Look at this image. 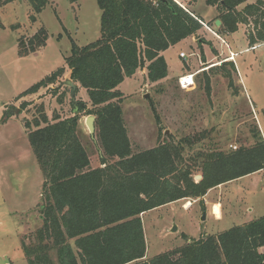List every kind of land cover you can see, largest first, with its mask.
Instances as JSON below:
<instances>
[{"label": "trees", "instance_id": "16d2710c", "mask_svg": "<svg viewBox=\"0 0 264 264\" xmlns=\"http://www.w3.org/2000/svg\"><path fill=\"white\" fill-rule=\"evenodd\" d=\"M12 0H0V5ZM32 22L48 0H29ZM101 37L85 46L72 42L65 58L71 78L85 87L96 116V136L104 157L92 168L77 134L78 119L45 116L28 135L45 177L42 226L29 244L22 241L28 264H264V216L217 234L189 238L173 251L146 258L147 242L141 215L171 202L199 198L221 184L264 169V137L259 128L250 146L224 151L194 150L203 134L164 140L133 152L119 85L146 68L158 82L169 75L162 54L203 28L191 12L173 0H97ZM217 6L221 33L240 24L250 29V44L264 42V0H206ZM48 32L41 28L29 41L18 39L19 55L41 50ZM232 66L233 61L221 65ZM65 72L60 67L17 98L37 93ZM233 73L226 77L232 79ZM62 101V98H60ZM85 107L80 103V111ZM11 111V110H10ZM9 116L11 112H7ZM26 125L30 127L31 122ZM202 175L197 181L195 176Z\"/></svg>", "mask_w": 264, "mask_h": 264}, {"label": "rangeland", "instance_id": "374dc122", "mask_svg": "<svg viewBox=\"0 0 264 264\" xmlns=\"http://www.w3.org/2000/svg\"><path fill=\"white\" fill-rule=\"evenodd\" d=\"M185 3L188 6L190 2ZM193 7L209 20L218 13L206 0H198ZM32 13L29 0L0 5V259H9V264H28L22 241L29 244L34 240L33 235L43 224L40 208L45 177L28 138L30 130L36 128L34 121L44 125V116L49 121L77 117V134L91 167L101 166L104 157L96 133L92 137L85 123L93 108L88 91L71 78L65 61L73 41L85 46L101 37L98 2L48 0L35 22L30 19ZM41 28L49 35L46 45L20 56L18 39L23 37L27 42ZM210 28L220 37L225 36L213 21ZM249 29L246 24L240 25L226 37L231 48L239 52L233 61L239 71L230 65L220 67L225 56L218 58L221 52L217 54L213 48L228 54L229 47L204 27L195 39L187 37L167 49L169 77L153 83L147 79V69L142 68L119 85L133 152L152 148L164 140L178 141L199 134L204 136L194 150L231 151L234 146L238 149L252 145L258 128L264 136V45L245 50L249 47ZM181 52L187 55L186 60L180 57ZM60 67H65V72L55 83L17 98ZM186 71L199 74L194 79L190 74L182 76L181 86L177 77ZM227 73H233L232 79L226 77ZM67 79L78 85L75 100L72 88L65 84ZM80 103L84 110L80 111ZM27 121L31 122L30 127ZM187 202L191 205L185 208ZM216 208L221 209L220 219L215 217ZM262 216L264 173L243 176L217 194L177 200L144 212L141 217L146 256L149 259L176 250L188 241L185 234L198 239ZM174 225L177 230L173 232Z\"/></svg>", "mask_w": 264, "mask_h": 264}, {"label": "crops", "instance_id": "0c3cea01", "mask_svg": "<svg viewBox=\"0 0 264 264\" xmlns=\"http://www.w3.org/2000/svg\"><path fill=\"white\" fill-rule=\"evenodd\" d=\"M198 1V0H197ZM196 1V2H197ZM189 2L190 3H188V6H190L191 7V13L193 14V15H195L196 17H200L199 19L200 20H202V21H204L209 27L211 26V24H212V21L216 24V20L217 19H219L218 18V16L220 15V12H219V10H218V8H217V6H214V7H216L217 8V10H218V13H217V15L215 16V18L214 19H206L202 14H200L199 12H197L196 11V9H194V7H193V5L196 3L195 1L193 2V1H190L189 0ZM247 3H253V0H248V2H246V3H244V4H242V5H240V7H239V9H241V8H243L244 6H245V4H247ZM212 6V5H211ZM222 25V24H221ZM220 25V26H221ZM240 25H244V24H240ZM239 25V26H240ZM219 26V27H220ZM219 32V31H218ZM211 33V32H210ZM213 34V33H212ZM229 33H224V37H220L218 34V36H219V39H222V41H224V43H226L227 44V46L229 47V53L228 54H226V53H224V52H222V51H219L218 49H216V48H213L214 49V52H216L217 54L219 53V52H221V53H219V55H218V58L219 57H222V56H225L224 57V59L222 58L220 61L221 62H226V61H236V58H237V55H238V53L239 52H237V51H235V50H233L232 48H231V45H230V43L227 41V39H226V37H227V35H228ZM214 35V34H213ZM192 39H195V36H190ZM217 37V36H216ZM247 41H248V43H249V47H247L245 50H249V49H252V45L253 44H250V42H249V39H248V37H247ZM167 50H165V51H163L162 52V54L164 55V57H165V59H166V56H165V52H166ZM205 57V56H204ZM213 58H216V56H214ZM213 58H211V59H213ZM166 61H167V59H166ZM207 61H211L210 59H208ZM218 63H220L219 61H218ZM169 65V64H168ZM216 66H217V64H216ZM236 67H237V65H236ZM237 71H239V69H238V67H237ZM188 74H190V75H192V77H193V79L196 77V75L197 74H199V73H196V72H194V71H186L185 73H183L182 75H180V76H178L177 78H180V77H182V76H184V75H188ZM170 76V74L168 75V77ZM148 79V78H147ZM153 83H155V82H153ZM262 136H263V134H262ZM264 137V136H263ZM262 173H264V169L263 170H260V171H258V172H255V173H253V174H250V175H248V176H254V175H261ZM230 182H227V183H224V184H221V185H219V186H217V187H215V188H212V189H210L209 191H208V193L204 196V198H206L207 197V195H209V196H211V193H214L215 192V194H217V192H219V190H221L222 188H224V187H226L228 184H229ZM220 194V193H219ZM213 199H215V201H216V199L217 198H215V195L213 196ZM213 203H215V202H213ZM221 212V209H219V208H216V214H215V217L217 218V211L218 210ZM143 215V214H142ZM141 215V216H142ZM217 219H220V218H217ZM146 258H148L147 256H146ZM8 261H9V259H8ZM0 262H1V259H0ZM10 262V261H9ZM9 262L8 263H6V264H9Z\"/></svg>", "mask_w": 264, "mask_h": 264}, {"label": "water", "instance_id": "95a60500", "mask_svg": "<svg viewBox=\"0 0 264 264\" xmlns=\"http://www.w3.org/2000/svg\"><path fill=\"white\" fill-rule=\"evenodd\" d=\"M161 1H168V0H161ZM222 24V21L220 19H217L216 20V25L217 26H220ZM65 84L70 86L72 88V92H71V95H72V98L73 100H75V97H76V90H77V87L78 85L76 83H74V81L72 79H67L65 81ZM148 96V95H146ZM85 123H86V126L89 130V133L92 135V137L95 136V133H96V116L95 115H88L85 119ZM168 132V131H167ZM197 181H199L200 179H202V175H197ZM199 179V180H198ZM203 219H205V215L203 216ZM177 230V226L174 225V227L172 228L171 231H176ZM8 259H1V262L0 264H6L8 263Z\"/></svg>", "mask_w": 264, "mask_h": 264}, {"label": "built area", "instance_id": "2783aa9c", "mask_svg": "<svg viewBox=\"0 0 264 264\" xmlns=\"http://www.w3.org/2000/svg\"><path fill=\"white\" fill-rule=\"evenodd\" d=\"M175 3H177L179 6H181L182 8H184L185 10H187V11H189V12H191L190 11V9L188 8V6H187V4L185 3L186 2V0H173ZM199 21L204 25V27H206L208 30H210L211 32H213L214 34H217L214 30H212L204 21H202V20H200L199 19ZM218 36V35H217ZM219 37V36H218ZM261 44H263L264 45V42H260V43H256V44H254V45H252V49H255L256 47H259ZM180 57L181 58H183L184 60H186V57H187V55L184 53V52H181L180 53ZM181 79H182V77H180L179 78V82H180V84H181V86H182V83H181ZM184 88V87H183ZM234 148L235 149H237L236 148V146H234Z\"/></svg>", "mask_w": 264, "mask_h": 264}, {"label": "bare ground", "instance_id": "6f19581e", "mask_svg": "<svg viewBox=\"0 0 264 264\" xmlns=\"http://www.w3.org/2000/svg\"><path fill=\"white\" fill-rule=\"evenodd\" d=\"M190 205H191V202H187L186 205H185V208H188ZM217 215H218L217 218L221 217V212L219 210L217 211Z\"/></svg>", "mask_w": 264, "mask_h": 264}]
</instances>
